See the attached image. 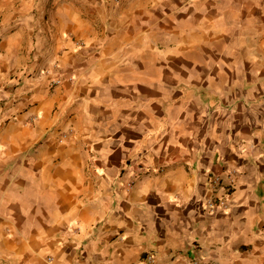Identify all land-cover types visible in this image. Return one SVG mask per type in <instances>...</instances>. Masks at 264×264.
Wrapping results in <instances>:
<instances>
[{"label": "crops", "instance_id": "crops-1", "mask_svg": "<svg viewBox=\"0 0 264 264\" xmlns=\"http://www.w3.org/2000/svg\"><path fill=\"white\" fill-rule=\"evenodd\" d=\"M194 263L264 264V0H0V264Z\"/></svg>", "mask_w": 264, "mask_h": 264}, {"label": "built area", "instance_id": "built-area-1", "mask_svg": "<svg viewBox=\"0 0 264 264\" xmlns=\"http://www.w3.org/2000/svg\"><path fill=\"white\" fill-rule=\"evenodd\" d=\"M54 83H59L58 79H54ZM236 173L234 170H228L225 174V177H222L218 174L211 175L208 179L209 188L211 192H215L218 188H223L225 191V194H228L227 191L230 190V188L234 187L235 181H236ZM132 185V180L128 181L126 183V186L129 187ZM207 204L211 207H226V195H222L216 198H208ZM49 259V258H48ZM149 261H152V257H148ZM197 264V263H194Z\"/></svg>", "mask_w": 264, "mask_h": 264}]
</instances>
